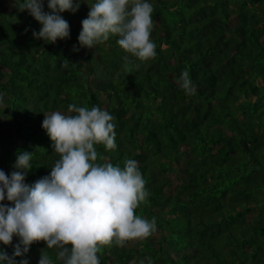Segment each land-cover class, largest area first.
<instances>
[{
    "label": "trees",
    "instance_id": "obj_1",
    "mask_svg": "<svg viewBox=\"0 0 264 264\" xmlns=\"http://www.w3.org/2000/svg\"><path fill=\"white\" fill-rule=\"evenodd\" d=\"M151 2L157 56L140 61L117 36L72 50L86 3L61 13L69 38L46 43L27 10L0 0V169L33 151L25 182L47 175L59 154L44 114L98 106L115 117L117 147L97 151L113 165L138 162L150 195L135 214L156 222L146 239L103 246L100 264H264V0ZM184 70L194 95L177 83ZM40 253L59 264L44 241L30 246V264Z\"/></svg>",
    "mask_w": 264,
    "mask_h": 264
},
{
    "label": "clouds",
    "instance_id": "obj_2",
    "mask_svg": "<svg viewBox=\"0 0 264 264\" xmlns=\"http://www.w3.org/2000/svg\"><path fill=\"white\" fill-rule=\"evenodd\" d=\"M13 2L18 11L27 10L40 24L38 31L32 30L35 39L55 43L69 38L70 26L61 13H75L86 3L89 11L81 20L79 47L73 45V51L93 49L117 36V44L132 57L148 61L157 56V46L150 38L154 29L151 0H94L91 4L86 0H46L48 11L44 10L45 0ZM177 83L186 95L197 91L188 70L181 72ZM0 107H7L3 93ZM68 113L44 114L41 127L59 154L47 175L32 184L25 182L33 151L16 153L15 171L6 174L0 169V245L13 249L9 255L0 247V264H30L26 254L39 241L56 250L59 264H100L98 253L103 246L123 247L156 230L155 218L135 214L150 195L138 162L127 159L123 167L113 165L97 151V145L116 149L115 117L98 106L75 103L68 105ZM13 237L18 238L15 244ZM37 264L55 262L47 253H40ZM138 264L146 261L141 259ZM147 264L153 262L147 260Z\"/></svg>",
    "mask_w": 264,
    "mask_h": 264
}]
</instances>
